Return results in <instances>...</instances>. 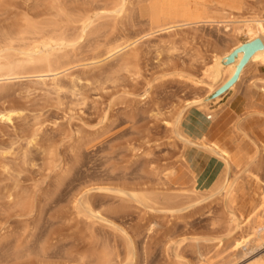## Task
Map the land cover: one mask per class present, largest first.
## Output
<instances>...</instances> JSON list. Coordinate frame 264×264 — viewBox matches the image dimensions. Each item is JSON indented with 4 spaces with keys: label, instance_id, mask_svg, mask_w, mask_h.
Masks as SVG:
<instances>
[{
    "label": "rangeland",
    "instance_id": "obj_1",
    "mask_svg": "<svg viewBox=\"0 0 264 264\" xmlns=\"http://www.w3.org/2000/svg\"><path fill=\"white\" fill-rule=\"evenodd\" d=\"M132 1L131 20L125 19V24L119 20L121 25L117 21L120 25L117 27L115 19L108 17L112 24L108 28L105 24L101 32L104 39L103 33L107 32L112 34L109 36L125 38L140 34L137 48L134 46L132 55L127 56L131 60L128 65L124 64L128 58L119 55L98 66L84 62L86 65L72 68L62 79L66 88L61 91H55L51 82L43 85L36 83V79L26 78L1 87L0 109L17 107L21 116L15 117L12 123L0 121V173H3L2 166L8 164L19 174L17 182L7 174H0V264H98L92 256L95 251L109 244L123 251L124 245L117 242H128V237L138 251L132 264H206L209 259L219 264H244L254 255H264L261 248L247 256L240 253L243 257L234 259L238 256H234L233 241L242 235L252 238L253 230L245 224L242 228H228L232 212L244 221L247 210L264 197V141L252 134L249 137L242 124L251 122L252 116L258 113L244 112L243 116L228 120L222 126L223 135L219 129L208 134L203 132L227 108L239 109L243 103L257 99L259 90L264 92V70L250 64L233 90L224 88L222 79L214 82L206 77L205 71L214 66L216 57L223 58L230 52L235 43L241 41L247 45L245 37L235 38L223 26L207 24L178 29L179 33L171 32V35L158 32L145 37L158 30L153 28L158 21L159 0ZM184 6L186 13L179 19L215 17L224 10H233L240 16L256 12L264 15V10L261 11L264 3L258 0H203L200 3L187 0ZM92 37L95 41L89 38L90 45L86 44L87 40H81L82 53L77 50L80 57L87 56L88 51L91 53L89 49L97 46V35ZM260 104L263 112L260 116L264 118V102ZM177 121L182 123L184 133L206 138L208 146L182 140L174 130ZM252 121L260 120L254 117ZM34 133L40 146L49 150L44 154L32 149L33 162L24 163L23 154ZM194 147L221 160L223 171L216 182L228 172L233 184L230 194L193 197L190 186L194 183L189 180L193 172L188 169L185 158L188 152H195ZM9 151L14 154L9 155ZM240 157H245L241 164L232 162ZM60 180L61 185L57 184ZM15 183L34 197L37 202L34 212L21 210L5 199L7 188H14ZM214 183L202 181L200 188H210ZM119 188L176 195V200L169 196L181 201V206L174 207V212L151 210L147 213L144 206L132 200L126 202L116 194ZM87 189L90 200L101 211L105 210L104 219H109L106 223L88 224L85 219H77L72 208L74 199ZM94 240L95 245H101L95 246ZM20 246L18 254L23 253L22 260L18 258L20 255L16 257ZM177 251L182 256L179 261ZM37 252L45 260L35 257L39 255ZM200 252L203 257L199 256Z\"/></svg>",
    "mask_w": 264,
    "mask_h": 264
},
{
    "label": "bare ground",
    "instance_id": "obj_2",
    "mask_svg": "<svg viewBox=\"0 0 264 264\" xmlns=\"http://www.w3.org/2000/svg\"><path fill=\"white\" fill-rule=\"evenodd\" d=\"M109 1L102 2L101 0H0V90L3 88L2 86L11 83L14 80H21L22 78H26L29 80L36 79L35 80L36 83L43 85H47L49 82H51V86L55 91H61L65 87V84H63L62 79L67 76V73L72 68L74 67L77 68L78 66L86 65V64H82L84 62L90 61L92 62V65L98 66L100 63L107 61V59L119 55L120 57L128 58V60L125 59V61L127 62H124L125 66L128 65L131 60L127 56L128 54L132 55V52L130 51L133 50V47L139 43L141 38L138 39V37L140 36V34L136 35L134 38H130V37L125 38V36L123 35L112 37L109 36L112 34L107 32V33H103V36H105L104 39L102 37L101 32L105 24H107V28L109 27L108 26L109 24H112L108 22L109 20L108 17H112L113 19H115L116 21L115 25L117 27H119L121 24H125L126 21L129 19V17H132L131 12L134 9L133 1L132 0H111L110 2ZM183 4L184 2H182V0H159L157 6L158 21L156 27L153 28V30L155 29L158 30L146 34L145 37H150L158 32L160 33L166 32V34L169 33L171 35L173 32L179 33L180 32L179 30L182 28L193 27L195 25H200V24L223 26L224 29L226 30L225 32L231 31L230 34L231 36L233 34L235 35V38L239 36L245 37L247 39L248 44L256 40H259L261 42V46L255 51V53L251 56L247 64L242 68L240 72L241 74H239L238 76L239 79L237 80L241 79L245 69L250 64H255L257 67L264 69L263 12L252 13L249 16H240V15H236L233 12H230L226 17H222V18L205 17V18H192L190 20H186V19H179V16L182 13L186 12L185 10L186 6L183 7ZM181 9H183L184 11ZM263 10L264 8L261 11ZM105 18L106 20L108 19L107 21H105L106 23L105 22L104 24L101 23V20ZM119 20L122 21L121 24ZM130 20L131 18L127 22H129ZM117 23L120 25L118 26ZM177 30L179 32H177ZM106 31L107 30H105V32ZM100 34H101V38L99 37ZM93 35H97V38L99 39V40L97 39L98 41H96L97 46L92 48L93 50L91 48L89 49L91 50V53L90 51H88L90 55L86 54L87 56L80 57L77 50L80 49L79 51L81 52V49H83V46L81 47L80 44L81 40H84L85 42L86 40L88 41L89 38L90 39L92 38L91 40L94 42L95 40L94 37H92ZM102 38L104 39L103 42L101 41ZM87 41L86 44L89 43V41L88 42ZM88 45H84V47L87 46L86 48H88ZM91 45L93 46L94 43L93 44L91 43ZM85 50L86 49L84 48V51ZM134 50L136 51V49ZM135 51L133 52L135 53ZM122 52L124 53L121 54ZM246 54H247V49L246 46L243 45V42L239 41L235 43L232 50L226 53V55L223 58H219V57L215 58L214 66L211 69H206L205 71L206 77L213 80L214 82L222 79L223 87L224 88L229 87V90H233L237 81L234 80L236 78L238 68L242 60L246 56ZM75 83L76 82L74 80L73 87H75ZM73 87L71 89H73ZM17 116H21V111H19L17 107L10 106V107H2L0 109L1 122L3 121L5 123H12L14 121V118ZM181 124L182 123H180V121H177L176 124L174 125V130L182 140H184L185 142L193 143L195 145H202L205 148L206 146H208L209 141L206 138L203 139V137H201L202 135L200 137L198 136L195 138L191 134L184 133L181 130ZM38 139L39 138L37 133L31 135L28 142V147L23 154L22 160H24V163L33 162L32 149H36L39 152L41 150L42 153L44 154L46 153L48 148L45 149L44 146H40L39 143L40 140ZM10 154H12V152H10L9 155ZM2 170H3L2 172L5 175L7 174L16 182L18 181L19 174L18 175L15 174V172L17 173V170H15L14 167L12 168V166H9L8 164H4L2 166ZM187 172L189 171L187 170ZM3 173L0 174L3 175ZM189 176H190L189 180H191L192 183H194L193 186H190L191 188L193 187L191 191H194L195 194L193 197L197 199L204 197L205 195L208 194H220L224 192L227 195L232 192L233 184L228 177V172L222 179L218 180L210 188H206V189L200 188V182L198 179H196L197 176L194 173L189 174ZM61 180L59 181L60 183L57 184L61 185L63 183V181L61 182ZM87 183L88 182H86V184ZM15 184L16 185L13 186L14 188H10V189L7 188L5 194L6 196L4 195L5 199L7 197L10 203L13 204L15 203V205H18L21 208V210L27 211L29 213L34 212L36 206L35 204L37 203V202L35 203L34 199H32L34 197L31 198V196L28 195L29 193L27 194L25 191H22L19 188V185L17 183ZM130 190L127 191L119 188V190H116V194H119L122 198L126 199V202L128 200L130 201L132 200V202L134 201L135 203L144 206L143 208L148 210L147 213L151 212V210H153L154 212L155 211L174 212L175 211L174 207L181 206L180 204L181 201L180 202L175 201L176 195L169 194L174 196L175 199L174 200L172 196L166 194H159L157 192H154L155 190L153 192H148V190L147 192H144L145 189H143V192H137L135 191L136 188L134 191H130ZM82 192L83 193H80L76 198L74 197L76 196V193L73 196L75 198V199L73 198L75 204L72 208H74V211L76 213L75 215L78 216L77 219H82V220L85 219V221H88V224L93 221H103V222H105V220L108 221L109 219H104L105 210L101 211L99 207H97L95 203H93L95 201L91 199L93 201L92 202L90 200L89 197L91 194L90 190L88 191L87 189L86 192L84 191ZM68 197L70 196L68 195ZM241 216H243V214H241ZM242 218H244V216ZM110 220L112 221V219ZM243 224H245V226L248 227L249 229L253 230V237L249 238V235L243 237L242 235L240 239H235L233 241V247L235 248L234 256L235 255L236 257L238 256V258H234L236 260L239 259L240 255L242 254L244 256H247L248 254L251 255V253L255 252L256 250L258 251L259 249L264 248V242H263L264 241V197H262V200L259 204L247 210L246 218L244 221H241L238 215L235 212H232L229 218L228 228L231 229L242 228ZM115 230L117 231V229ZM125 232L127 233L128 231L125 230ZM122 233L124 232L122 231ZM99 239H96V242L97 241L100 242L101 239L100 240ZM116 239L118 240V238ZM127 240L128 242L121 241V243L124 244H121L120 241L117 242V244L119 243L120 245H124L125 248L121 247L124 248L123 251L120 250L119 247H117L116 245L109 246L111 245L109 244L104 248V245L102 244L103 248L102 246L97 247L98 249L102 248V250L96 249L98 251H95L94 254H92V256L94 255V258L97 260L98 264H121L123 261H127L128 263L132 264L136 259L138 251H136V247H135L136 244L134 243V241L129 237L127 238ZM260 241H262V243L256 246L252 245V243L260 242ZM100 243H98V245H95V240H94L95 246H99ZM109 243L111 242L109 241ZM10 249L11 248H9V250ZM20 249H22L21 246L19 247V249H17L18 250L17 253L15 252L16 255L18 254V252H20ZM144 250L145 249H143V251ZM92 252L93 250L91 251V253ZM145 253H147L146 250ZM38 254L39 255L36 254L37 256L35 255V257L39 258L40 253ZM16 255H14V257ZM18 255L20 256L18 257ZM18 255L16 257L22 260L23 258L21 259V256H23V253L21 252ZM26 255L25 257H28ZM46 256L44 258L47 259L49 255L47 257ZM199 256L203 257V254L200 252ZM254 256H252L248 260H245L246 262L244 264H264V255H260L258 257H254ZM9 257H11V254ZM41 257L40 259H42ZM181 257L182 256L180 252L177 251L176 258L178 259V261L181 259ZM15 258L13 259L17 260V258L16 259ZM82 260L83 259H81V261ZM2 261L5 260L2 259ZM84 261L85 260H83V263ZM43 262L46 263V261ZM220 263H222V261H220ZM84 264H88V263L85 262ZM206 264H219V262L217 261L213 262L209 259Z\"/></svg>",
    "mask_w": 264,
    "mask_h": 264
},
{
    "label": "crops",
    "instance_id": "obj_3",
    "mask_svg": "<svg viewBox=\"0 0 264 264\" xmlns=\"http://www.w3.org/2000/svg\"><path fill=\"white\" fill-rule=\"evenodd\" d=\"M194 3H200L201 0H188ZM184 4H187V0H182ZM258 2L264 3V0H258ZM185 4V5H186ZM185 7V6H184ZM230 12H233V10H224L221 15H214L216 18H222L226 17ZM186 13V12H185ZM251 67V66H250ZM264 70V69H263ZM258 98L257 99H252L251 102L248 103H243L241 105V108L235 109L234 107H229L225 110L224 114L220 117L218 120H214L210 122L209 127L204 129L203 132L208 134L211 131H214L216 129H219L221 131V134L223 135L222 131V126L225 122L231 119H235L236 117H240L244 115V112H253V113H258L256 116H252V119L250 120L251 122H243L244 126V132L250 137L254 136V138L264 141V118L260 116V114H263L261 112V108H259V105L261 102H264V92H261L260 90L258 91L257 94ZM251 117V116H250ZM249 117V118H250ZM255 118H258L260 121H252ZM211 130V131H210ZM193 137H198L200 136L199 134L192 135ZM227 143V142H226ZM223 143V144H226ZM229 145V143H227ZM233 145V143H231ZM195 148V147H194ZM195 152L193 153L190 151L188 152L185 160L188 165V169L191 170L197 177L196 179L199 180V182H211L214 183L216 180L220 177L223 171V165L221 160H219L217 157L213 156V154H210L203 149L200 148H195ZM232 160V158H231ZM245 161V157H240L236 161H232L235 164H241L242 162ZM197 173V174H196ZM219 174V175H217ZM216 176V177H215Z\"/></svg>",
    "mask_w": 264,
    "mask_h": 264
},
{
    "label": "water",
    "instance_id": "obj_4",
    "mask_svg": "<svg viewBox=\"0 0 264 264\" xmlns=\"http://www.w3.org/2000/svg\"><path fill=\"white\" fill-rule=\"evenodd\" d=\"M246 46V49H247V54L246 56L244 57V59L242 60L239 68H238V71H237V75H236V78L234 81H236L238 79V76L242 70V68L247 64V62L249 61V59L251 58V56L255 53V51L261 46V42L259 40H256L254 42H251Z\"/></svg>",
    "mask_w": 264,
    "mask_h": 264
}]
</instances>
